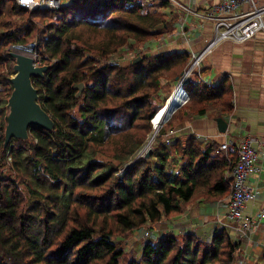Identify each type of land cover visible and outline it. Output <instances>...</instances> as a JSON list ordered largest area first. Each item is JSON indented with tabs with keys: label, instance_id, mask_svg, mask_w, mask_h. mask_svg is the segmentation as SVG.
Listing matches in <instances>:
<instances>
[{
	"label": "trees",
	"instance_id": "16d2710c",
	"mask_svg": "<svg viewBox=\"0 0 264 264\" xmlns=\"http://www.w3.org/2000/svg\"><path fill=\"white\" fill-rule=\"evenodd\" d=\"M156 2L74 0L58 11H27L0 0V264H119L118 236L152 229L196 196L207 203L230 194L226 177L236 151L222 155L216 142L201 147L193 135L166 143L159 132L149 157L124 168L151 132L159 81L177 85L190 61L187 54L166 52L137 54L136 65L108 61L126 44L163 37L170 26L150 13ZM158 3V9L169 6ZM33 42L40 67L49 70L31 81L54 128H29L26 141L11 139L4 147L15 63L7 48ZM196 80L183 86L188 101L181 110L226 118L228 83ZM80 83L77 98L72 86ZM239 247L225 228L205 238L169 234L145 244L141 260L130 264H234Z\"/></svg>",
	"mask_w": 264,
	"mask_h": 264
},
{
	"label": "crops",
	"instance_id": "0c3cea01",
	"mask_svg": "<svg viewBox=\"0 0 264 264\" xmlns=\"http://www.w3.org/2000/svg\"><path fill=\"white\" fill-rule=\"evenodd\" d=\"M221 1L212 0L211 3L214 5ZM180 2L196 9L199 6V0H180ZM259 5L263 6L264 0H259ZM179 20L172 23L171 38L166 41L162 40L163 46L159 48L162 51L159 52L184 53L188 56L203 52L208 42L214 37L212 23L186 16L180 22ZM182 24L183 30L180 29ZM178 32L179 36L174 37ZM152 45L155 48V44L152 43ZM157 53L156 51L155 54ZM200 69L208 86L218 87L223 82H227L230 87L229 96L232 109L226 118H222L228 124L226 133L218 132L215 122L217 117L214 113L208 112L203 116L193 117L188 110H181L182 107H179L178 109L182 112L181 120L184 121L178 125L177 129L173 130L172 137L184 138L193 135L197 141L202 139L216 142L218 145L226 141L250 140L259 155L258 164L262 171L259 178L250 176L248 180L252 187L260 189L257 198L248 203L245 208V214L254 218L261 209H264V32L258 33L254 38L244 43L229 40L218 43L212 47L210 53L204 56ZM196 81L202 83L198 77ZM233 151L235 149L231 147L229 152ZM221 154L224 155L223 152ZM201 204H198L195 210L190 208L191 219L189 222L192 226L198 225L202 233L207 235L215 227L210 222H205V218L213 219L218 214L217 210L206 203L202 202ZM196 211L198 216L201 215L204 218V221L195 220ZM220 211L218 210V212ZM262 226L264 228V220ZM262 231L263 233L260 231L252 234L250 243L255 245L264 242V229ZM175 232L176 235L179 233V231ZM258 250L247 245L243 253L245 256L247 254L248 263L255 261V264H261V262L256 263Z\"/></svg>",
	"mask_w": 264,
	"mask_h": 264
},
{
	"label": "built area",
	"instance_id": "2783aa9c",
	"mask_svg": "<svg viewBox=\"0 0 264 264\" xmlns=\"http://www.w3.org/2000/svg\"><path fill=\"white\" fill-rule=\"evenodd\" d=\"M12 1H14L18 8L27 11H58L74 0ZM164 1L182 8L185 11L186 17L211 22L214 28V37L208 42L204 51L189 56L190 65L182 73L177 83V86H181L182 88L195 75H197L200 82L208 85L201 74L200 67L204 56L211 52L212 47L226 40L244 43L254 38L258 33L264 32V5H259V0H222L214 5L211 3L212 0H199L197 9L182 5L178 0ZM180 29L183 30V24ZM35 59L37 60L36 57ZM34 64L40 67L39 61L34 62ZM187 101L188 96L182 105ZM173 132L171 130L165 136L166 143H169V138L172 137ZM198 140L201 147L210 142L202 139ZM231 147L236 151L237 161L226 177L229 181L230 194L227 203L224 205L225 215L222 219L218 220V229L225 228L229 230L231 241L239 244V252L243 255L244 249L250 242V236L260 231L263 233L262 230L264 229L262 226L264 209H261L254 218L245 214L246 205L254 201L260 194V189L252 187L248 183V180L250 176L259 178L262 171L258 164L259 155L250 140L241 142L226 141L219 145V150L227 155ZM144 236L146 238L150 237L148 232H145ZM242 241L246 242L242 243ZM255 245L264 247V242ZM243 257H238L237 264H245Z\"/></svg>",
	"mask_w": 264,
	"mask_h": 264
},
{
	"label": "rangeland",
	"instance_id": "374dc122",
	"mask_svg": "<svg viewBox=\"0 0 264 264\" xmlns=\"http://www.w3.org/2000/svg\"><path fill=\"white\" fill-rule=\"evenodd\" d=\"M157 1L159 2L161 0H157ZM178 1L180 2V0H178ZM158 2H156V3H158ZM156 3H154V5L152 6V8L155 9V10H153L154 12L151 11L150 13L162 15V18L168 23V26H170L168 28V30L163 34V37L155 40L154 42L149 41V42H145L142 44H137V45L134 44L132 48H130L126 44L125 46H123L121 51H119L115 54H110L107 57V59L110 63H119L121 65H129L131 61L135 60L137 54L154 55L156 53V51L157 52L162 51L161 49H159L160 46H163L162 40L163 39L165 41L167 39L170 40L172 23L178 21L179 19H180L179 22L182 19H185V11L182 8H180L174 4H171V3L166 8L158 9L156 6ZM16 24L17 23H15L12 26V28H14ZM158 30H159V28H158ZM178 36H179V32L175 33L174 37H178ZM151 43L155 44V46H154L155 48L152 47L153 45ZM35 44L36 43L33 42V43H31L29 45H25V46L10 45V46H8L7 50L11 54L23 55V56H26V57L33 59L34 62H38L39 59L37 56H35V55H37ZM35 57L37 58L38 61L35 59ZM189 65H190V61L188 62V66ZM188 66L182 71V73L188 68ZM13 74H14V72L11 74L10 77H12ZM159 83H160V85H159L158 89L155 90V92L152 94L151 106H150V109L155 111L156 113H157V110L159 108H161V107L164 108L165 105H167L168 100H169L171 94L173 93L172 91H174V89L177 87V85L174 84L172 79H161L159 81ZM185 87L190 88L191 86L188 85ZM174 115H177L175 117L177 118V120L181 121L182 112L180 111V109H176L172 114L169 115L168 121L166 123L162 122L163 124L160 125V128L158 129L157 132L154 131L155 129L153 128L152 123L150 122L151 132L146 136L147 138L145 140L144 146L135 154V157L137 155H139L137 158L144 157V155L147 153V151L149 149L151 150L150 153L152 152V149L155 146L154 140L156 139V136L159 132L162 133L164 131L167 135V133H169L171 131L170 129H173V130L177 129L179 122L178 121L175 123L172 122V118L174 117ZM170 122L173 124L174 128L169 127V125L171 124ZM105 133L108 136L109 130L106 129ZM151 136H152V139L150 140ZM202 196L203 195H199L198 197L196 196L192 202H190L188 205L184 206V208L180 214L173 216V217H170L168 219L164 218L159 224L155 225L152 229L140 228L138 230H135L132 233H129L126 235H120V236H118V238L114 239L113 242L115 243V246L118 249H120V251H122V256L119 259V264H130L131 262H139V260H141L140 259L141 252H142L143 246L145 244L155 243L159 238L161 239L163 237L168 236L169 234L176 235L175 231H179V233L176 235L178 238H181L184 235H188L189 233H192V234H195L197 236L204 237V238L210 236L213 233V229L210 232H208L206 235V234L202 233V231L200 230V227L198 225L192 226V224H190V222H189L191 219L190 218V208L195 210V208L198 206V204H201L202 200H204V198H206L205 196H203L204 198ZM228 198H229V195L227 198H225L223 200H217V201L211 200V202L208 201L206 203L207 205H209L212 208H214L215 210H217L218 215H216L215 218H213V219L212 218H205V222H210L212 225H214V227H215V228L213 227L214 229L219 228L218 220L222 219L225 215L224 205L227 203ZM207 200H209V199H207ZM218 210H221V211L218 212ZM195 217H196L195 220H198V222L204 221V218L201 215L200 216L197 215V211L195 213ZM169 229H171V230H169ZM145 232L149 233V236H150L149 238H146L144 236ZM245 242L246 241H242V243H245ZM248 245H251L252 248H254V249H259L257 251L256 263L261 262V264H264V256H263L264 255V247L253 245L252 242L251 243L249 242ZM244 251H245V249H244ZM238 257H243L245 264H253V263L255 264V261L252 263H248L247 254H246V256H245V254L242 255L241 252H239V251H237V253H236L234 264H237Z\"/></svg>",
	"mask_w": 264,
	"mask_h": 264
},
{
	"label": "water",
	"instance_id": "95a60500",
	"mask_svg": "<svg viewBox=\"0 0 264 264\" xmlns=\"http://www.w3.org/2000/svg\"><path fill=\"white\" fill-rule=\"evenodd\" d=\"M11 57L15 62L13 66L14 74L9 79L13 90L7 103L8 111L5 116L4 147L9 144L11 139L26 141L28 139L29 128H39L45 131H52L54 128L52 119L38 103L37 90L31 81L32 78H43L44 74L49 70V67L35 66L33 59L23 55L11 54ZM140 59H135L132 64H138ZM72 89L77 90L76 97L79 98L84 90V84H75L72 86ZM164 121L163 119L162 122ZM215 122L218 132L220 134L226 133L227 122L222 118L215 119ZM150 151V149L147 151L144 158L149 157ZM138 156L134 157L124 168L130 166Z\"/></svg>",
	"mask_w": 264,
	"mask_h": 264
},
{
	"label": "bare ground",
	"instance_id": "6f19581e",
	"mask_svg": "<svg viewBox=\"0 0 264 264\" xmlns=\"http://www.w3.org/2000/svg\"><path fill=\"white\" fill-rule=\"evenodd\" d=\"M172 95L170 96L167 106L165 108H159V112H157L153 119L152 126L155 129L154 131L157 132L162 125L163 119L166 123L168 121V117L172 114L176 109L181 107V105L186 101L187 94L181 86H177L174 91H172ZM163 109V110H162ZM108 134V133H107ZM152 139V136L150 140ZM240 249V247H239Z\"/></svg>",
	"mask_w": 264,
	"mask_h": 264
}]
</instances>
